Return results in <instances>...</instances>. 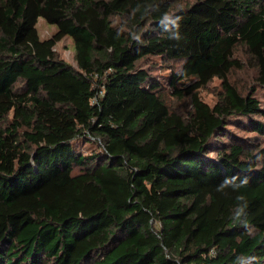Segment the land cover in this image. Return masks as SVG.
I'll return each mask as SVG.
<instances>
[{
	"label": "trees",
	"instance_id": "obj_1",
	"mask_svg": "<svg viewBox=\"0 0 264 264\" xmlns=\"http://www.w3.org/2000/svg\"><path fill=\"white\" fill-rule=\"evenodd\" d=\"M259 91L264 0H0V264H264Z\"/></svg>",
	"mask_w": 264,
	"mask_h": 264
},
{
	"label": "rangeland",
	"instance_id": "obj_2",
	"mask_svg": "<svg viewBox=\"0 0 264 264\" xmlns=\"http://www.w3.org/2000/svg\"><path fill=\"white\" fill-rule=\"evenodd\" d=\"M39 32L42 38L49 37L55 32V27L47 25L43 18L39 19L38 22ZM56 50L59 52V55L66 59L67 61L75 64V50L72 40L69 37H65L56 45ZM157 74H161L162 81L164 84H167L168 77V69L167 68H159L156 69ZM254 70L251 68H244L234 72L231 75L232 80L237 83L240 87L246 88L253 81ZM220 91V81L218 79H214L208 86L200 89L201 97L208 102L209 104H214L218 97V93ZM260 97L264 96V92L258 93ZM264 99V97L262 98ZM264 102V101H263ZM241 133H245L247 136L252 135V131L246 130H238Z\"/></svg>",
	"mask_w": 264,
	"mask_h": 264
},
{
	"label": "clouds",
	"instance_id": "obj_3",
	"mask_svg": "<svg viewBox=\"0 0 264 264\" xmlns=\"http://www.w3.org/2000/svg\"><path fill=\"white\" fill-rule=\"evenodd\" d=\"M245 184H247V181H245ZM239 214V213H238Z\"/></svg>",
	"mask_w": 264,
	"mask_h": 264
}]
</instances>
